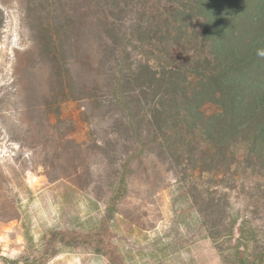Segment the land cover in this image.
<instances>
[{"label": "rangeland", "instance_id": "374dc122", "mask_svg": "<svg viewBox=\"0 0 264 264\" xmlns=\"http://www.w3.org/2000/svg\"><path fill=\"white\" fill-rule=\"evenodd\" d=\"M0 9V264H264L261 170L237 156L214 188L226 194L225 213L209 228L189 176L179 180L149 152L132 158L131 143L124 151L105 93L61 104L55 128L49 111L33 110L49 76L33 58L25 0H0ZM64 134L80 152L60 143ZM207 178L197 177L200 191Z\"/></svg>", "mask_w": 264, "mask_h": 264}, {"label": "trees", "instance_id": "16d2710c", "mask_svg": "<svg viewBox=\"0 0 264 264\" xmlns=\"http://www.w3.org/2000/svg\"><path fill=\"white\" fill-rule=\"evenodd\" d=\"M25 19L49 76L33 110L49 111L51 127L64 102L105 93L124 151L131 143L132 158L149 152L179 180L189 176L209 228L225 213L226 194L214 188L237 156L264 173V0H25ZM64 136V147L81 151Z\"/></svg>", "mask_w": 264, "mask_h": 264}]
</instances>
